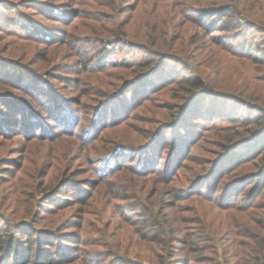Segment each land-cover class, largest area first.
I'll return each mask as SVG.
<instances>
[{"label": "rangeland", "instance_id": "obj_1", "mask_svg": "<svg viewBox=\"0 0 264 264\" xmlns=\"http://www.w3.org/2000/svg\"><path fill=\"white\" fill-rule=\"evenodd\" d=\"M261 57L264 0H0V226L17 250L34 238L69 264H236L221 176L234 161L210 189L204 177L264 107ZM192 82L202 94L183 110ZM194 113L178 157L176 120Z\"/></svg>", "mask_w": 264, "mask_h": 264}, {"label": "trees", "instance_id": "obj_2", "mask_svg": "<svg viewBox=\"0 0 264 264\" xmlns=\"http://www.w3.org/2000/svg\"><path fill=\"white\" fill-rule=\"evenodd\" d=\"M223 11L224 10L218 12L216 16L220 21H223L226 15H230L232 10L226 9L225 13H223ZM253 49L257 53L263 52L261 47L250 46L247 48L249 51L248 54L252 53ZM258 59L261 60L260 62L264 63V57ZM153 69L154 68L151 67V71ZM191 84L194 85H192V87L195 91L182 106L183 110L191 107L202 94V88L199 83L192 82ZM122 95L123 94H120V96ZM193 115L196 117L191 120L186 119L184 121V117H180L176 120V124L179 125V127L181 126V130L180 134L174 137V140L178 142L179 145L177 149H171H175L172 151H174L175 155L178 157H187V147L192 146L196 142L195 139L197 138L195 136H197L200 131V126L194 127L193 123H190V121H197L196 119L200 118V113H194ZM201 118L204 117L201 116ZM247 122L254 123V128L251 133L241 141L239 140L229 145L226 151L215 160L214 167L210 168L209 174L207 173L208 175L204 178L205 183L210 189L212 183H209V180L213 179L214 175H216L215 173L219 171L220 165L229 161L231 162L232 160L234 161L221 176H226L225 173L228 171V181H230L228 184V210L235 209L238 211L233 212V215L230 214L228 219V232L232 234L236 233L238 236L241 235V239H238L236 236L230 238L233 240V243L236 244V258L238 259L236 264H264V213L254 215L253 212H248L251 208L257 206L258 201L264 194V107L256 116L249 117ZM174 140H172V142ZM165 144L174 145V143L171 144L169 142ZM240 147L245 148L246 152H244L243 148L240 150ZM146 154H148V152H146ZM149 155L150 157L151 155L152 157L155 156L152 151L148 154V157ZM175 155H173V157ZM117 167H119L118 164L115 166L113 165L110 167V170H115ZM164 171L166 172L167 176L165 177L167 179L177 172L173 169L171 173H169L168 168H165ZM249 179L250 182L242 187V184ZM201 182L202 181H199L197 183L199 184ZM238 200L242 201L243 206H237ZM261 209H264V206H261ZM26 228L30 230L29 235L36 233L38 236L41 234L39 230L35 231L33 230L34 228L30 226H26ZM8 230L9 227H7V225L0 226V264H11L14 262V259L19 261L17 264H29L31 260H35V264H45L46 262L56 264L73 263V259L69 258V255L64 253H61L59 258L55 259V255H58V252L47 251V253H45L41 251L45 247H41L40 244L42 246L46 244L52 245L53 242L51 240L47 243L40 240L37 247L39 245L41 248L38 249L39 253H35V248L33 246V244L36 243L35 239L29 238V247L26 248L25 253H23V251L19 252L17 250V239L13 237Z\"/></svg>", "mask_w": 264, "mask_h": 264}]
</instances>
